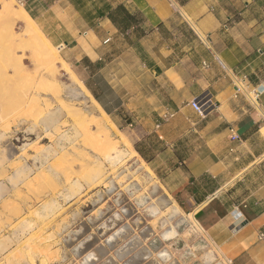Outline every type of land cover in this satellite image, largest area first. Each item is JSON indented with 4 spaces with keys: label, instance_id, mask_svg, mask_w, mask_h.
I'll return each mask as SVG.
<instances>
[{
    "label": "crops",
    "instance_id": "0c3cea01",
    "mask_svg": "<svg viewBox=\"0 0 264 264\" xmlns=\"http://www.w3.org/2000/svg\"><path fill=\"white\" fill-rule=\"evenodd\" d=\"M17 2L108 115L157 133L174 190L223 255L264 264V0ZM10 74L0 63V121L18 102L3 95Z\"/></svg>",
    "mask_w": 264,
    "mask_h": 264
},
{
    "label": "rangeland",
    "instance_id": "374dc122",
    "mask_svg": "<svg viewBox=\"0 0 264 264\" xmlns=\"http://www.w3.org/2000/svg\"><path fill=\"white\" fill-rule=\"evenodd\" d=\"M3 20L22 36V25L2 15L3 42L10 43L2 36ZM22 37L12 47L24 62L22 76L0 55V63L10 71L14 86V91L5 89L3 95L18 96L17 103L12 100L11 113L6 112L0 121V264H233L195 221L184 194L174 190L172 163L166 161L170 157H163L166 147L158 141L157 133L129 126L128 114L105 117L94 108L80 83H74L70 74L60 69V61L54 80L47 78L49 85L44 79L43 84L40 74L44 70L37 66L32 49L24 45L26 37ZM56 52L74 71L62 50L57 47ZM44 85L50 91L58 85L59 90L49 92ZM237 85L255 100L254 93L241 81ZM40 86L45 90L38 89ZM60 100L106 126L120 143L118 162L110 163L94 148L83 145L78 118L67 114L57 102ZM57 125H62L60 134L54 133ZM96 147L101 150L103 142ZM159 154L161 157H156ZM210 185L206 181V189Z\"/></svg>",
    "mask_w": 264,
    "mask_h": 264
},
{
    "label": "bare ground",
    "instance_id": "6f19581e",
    "mask_svg": "<svg viewBox=\"0 0 264 264\" xmlns=\"http://www.w3.org/2000/svg\"><path fill=\"white\" fill-rule=\"evenodd\" d=\"M0 2L2 3L1 5H2V9H3V12H1V17H2V15H3V17H4V15H6V16H8V17H10V19L12 20V21H14V22H18V23H20L21 25H22V32H23V34H22V36H25L24 38L25 39H23L24 41H25V46H26V44H27V46H28V48L30 47V50L32 49V53L31 54H33V57H34V59H35V62H36V64H37V66L38 65H40L41 66V69L42 70H44V73H41L40 74V78H41V81L43 82V84H44V79H45V81H47L48 79L47 78H49L50 79V77H52V79H53V76L58 72L57 70H56V63H57V61L59 62H61L62 63V67H60V69L61 68H63L64 69V71L65 72H67L68 74H70V77L72 78V80H73V82L74 83H76L77 85H79V83H80V85H81V87H82V89L84 90V92L86 93V95H88V97H90L91 98V100L94 102V108H96L98 111H100L105 117H109V115L105 112V110L103 109V107L102 106H100V104L91 96V94H90V92L86 89V87L83 85V83L77 78V76H76V74H75V72L74 71H72L70 68H69V66H68V64L66 63V61L65 60H63L57 53L58 52H56L57 51V47H55L52 43H51V41L48 39V37L43 33V31L41 30V28L39 27V25L36 23V21L34 20V18L30 15V13L27 11V9L25 8V7H23L22 5H20L18 2H17V0H0ZM0 8H1V6H0ZM2 9H0V10H2ZM3 13V14H2ZM1 22V21H0ZM2 36H5V37H7V41H10V43H6V41L5 42H3V40H1L0 39V55H3L2 57H4L5 58V60L7 61V63L6 64H8V66H9V68L10 69H12L14 72H16V71H21V76L23 75L22 73V71L23 70H26V68H25V66H24V62H23V60L21 59V57H17V55H16V53L14 52V44H15V42H17V39L19 40V39H22L23 37L21 36V35H16L15 34V32L13 31V27H11V25L9 24V23H7V21L6 20H3V23H2ZM17 26H18V24H17ZM18 27H16V29H17ZM14 29H15V27H14ZM19 31H20V29H19ZM1 33V32H0ZM3 38V37H2ZM5 40V39H4ZM7 45H6V44ZM24 43V42H23ZM18 46V45H17ZM13 47V48H12ZM18 48V47H17ZM22 49V48H21ZM17 50H19V49H17ZM30 54V55H31ZM19 56V55H18ZM32 56V55H31ZM33 59V60H34ZM34 62V63H35ZM30 63H31V61H30ZM36 66V67H37ZM39 66V67H40ZM39 69V68H38ZM40 69V70H41ZM39 70V71H40ZM38 71V70H37ZM57 71V72H56ZM17 73V72H16ZM27 73V72H26ZM16 75V74H15ZM27 75H29V73L27 74ZM18 76V75H17ZM16 76V77H17ZM20 75H19V79H21L20 77H21ZM26 75H24V77H25ZM30 75H29V78H27V79H29V80H31L30 79ZM36 77V76H35ZM55 77V76H54ZM25 79H26V77H25ZM51 80V79H50ZM49 80V81H50ZM54 80V79H53ZM52 80V81H53ZM26 81H28V80H26ZM40 81V82H41ZM35 82V81H34ZM48 82V81H47ZM51 82V81H50ZM26 83V82H25ZM49 83V82H48ZM47 84V83H46ZM54 84V83H53ZM49 85H50V83H49ZM56 85V84H55ZM53 86L55 89H53V90H55V92H58V91H56V90H59L58 88H57V86ZM30 86V85H29ZM37 86V85H36ZM45 87H46V85H44ZM31 87V86H30ZM26 88H28V86L26 87ZM37 87H35L34 89H36ZM40 88H43V90H45L44 89V87H39L38 89H40ZM29 89V88H28ZM27 89V90H28ZM48 89H49V87H48ZM47 89V87H46V90H48ZM51 89V88H50ZM50 89H49V92H53V90H51L50 91ZM31 90V89H30ZM42 90V89H41ZM30 92V94L32 93L31 91H29ZM28 92V93H29ZM39 92V91H38ZM43 92V91H42ZM42 92H40V93H42ZM45 92V91H44ZM46 93H47V91H46ZM34 94V93H33ZM35 94H36V92H35ZM52 94H54V96H55V93H52ZM51 94V95H52ZM33 97V96H32ZM58 97V96H57ZM33 99H35V98H33ZM45 100V99H44ZM38 102V101H37ZM57 102H59L60 103V106H61V108L65 111V112H67V114H70V115H73V117L74 116H76L77 118H78V122H77V124H80V126L81 127H79L80 129L79 130H81V133L82 134H84V136H83V139H82V143H83V145L86 147V146H88V148H94V152L96 153V154H98V155H100V156H103V157H106V159L108 160V161H110V163H116V161L118 162V160H120V158H121V156L119 155V153L117 152V151H119L120 150V148H119V142L118 141H115L114 140V138L111 136V133H110V131L107 129V128H105L103 125H99V123H100V121H99V119L98 118H94V117H92V118H87L86 116H84L82 113H80L79 111H76V110H74V108L73 107H71V105L70 104H67V103H65L64 101H57ZM30 103V106H31V102H29ZM47 103V102H46ZM49 103V102H48ZM37 105V104H36ZM34 106V105H33ZM53 106V105H52ZM45 107H46V105H45ZM32 108V107H31ZM37 108H38V106H37ZM51 108V107H50ZM21 109H23V108H21ZM42 109V108H41ZM95 109V110H96ZM40 110V109H39ZM78 110H79V108H78ZM20 111V110H19ZM27 111H28V108H27ZM30 111V110H29ZM29 113V112H28ZM41 113V112H40ZM23 115H24V113H23ZM31 115H32V113H31ZM30 115V116H31ZM29 116V115H28ZM23 117V116H22ZM37 116H35V118H36ZM72 117V116H71ZM19 118H20V116H19ZM28 118V117H27ZM26 119V118H25ZM32 119V118H31ZM107 121V120H106ZM5 123V122H4ZM67 123V122H66ZM112 123V122H111ZM6 125V124H5ZM60 125V124H59ZM62 125H63V123H62ZM62 125L61 126H56L55 128H54V133H56V134H60V132H61V129H62ZM4 126V125H3ZM77 126H79V125H77ZM2 127V126H1ZM114 127H115V125H114ZM4 129V128H3ZM6 129H8L7 127H6ZM6 129H4V131L6 130ZM8 132V131H7ZM76 133H79V132H76ZM51 138L52 137H54L55 135L54 134H52V133H47ZM47 136V135H46ZM50 138V139H51ZM54 139V138H53ZM52 139V140H53ZM124 140V139H123ZM100 141H102L103 142V147L101 148V150H100V148H97L96 147V145H98V143H100ZM81 143V144H82ZM124 143H125V141H124ZM102 144V143H101ZM89 145H90V147H89ZM95 145V146H94ZM128 145V144H127ZM33 147V146H32ZM34 148V147H33ZM74 149H76L75 147H73ZM91 148V149H92ZM129 149V148H128ZM78 152V151H77ZM84 152V151H83ZM136 152V151H135ZM66 153V152H65ZM63 155V154H62ZM61 154H60V156H61V158L63 159V156H62ZM85 155H88L87 154V152H85ZM65 157V156H64ZM86 157V156H85ZM68 159V158H67ZM65 160V159H64ZM74 160V159H73ZM56 161V160H55ZM65 162H68V161H65ZM64 162V163H65ZM71 162V161H70ZM56 163V162H55ZM58 164V163H57ZM67 164V163H66ZM62 165H63V163H62ZM82 165V164H81ZM87 165V164H86ZM52 166V165H51ZM67 166V169H68V165H66ZM9 168H11V167H9ZM65 168V167H64ZM83 168V167H82ZM87 168V167H86ZM85 169V168H84ZM83 169V170H84ZM61 170V169H60ZM42 171V170H41ZM2 172V171H1ZM0 172V173H1ZM8 172V171H7ZM69 172H71V171H69ZM69 172H68V174H69ZM75 172V171H74ZM80 172V171H79ZM82 172V171H81ZM42 175V174H41ZM67 175V174H66ZM71 175V174H70ZM74 175V174H73ZM76 175V174H75ZM5 176V175H4ZM43 176V175H42ZM68 177L66 178L67 179V181L69 182V181H71L72 180V177L70 176L69 177V175H67ZM2 177V176H1ZM36 177H38L37 175H36ZM35 178V177H34ZM41 179H44V177L43 178H41ZM35 180V179H34ZM37 180V179H36ZM29 181V180H28ZM47 181H48V179H47ZM30 182V181H29ZM34 182V181H33ZM42 182H43V180H42ZM36 183H38V182H36ZM35 183V184H36ZM44 183H47L46 181L44 182ZM78 183V182H77ZM34 184V183H33ZM40 184H42V183H40ZM40 184H38V185H40ZM48 184V183H47ZM47 184H45V185H43V186H47ZM76 184V183H75ZM79 184V183H78ZM54 186H56V185H54ZM25 187V186H24ZM32 187V186H31ZM48 187V186H47ZM53 187V186H52ZM36 188V187H35ZM40 188H44V187H41L40 186ZM30 189V188H29ZM32 189V188H31ZM33 189H34V187H33ZM59 189V188H58ZM38 190V192H39V190L40 189H37ZM43 190V189H42ZM53 190V189H52ZM33 192V191H32ZM37 192V191H36ZM45 192V191H44ZM55 192V191H54ZM16 193H18V192H16ZM31 193V192H30ZM38 194V193H37ZM39 194H41V193H39ZM17 195V194H16ZM42 195H43V193H42ZM39 197V196H38ZM13 199V198H12ZM38 200H40V199H38ZM6 202V201H5ZM9 202V201H8ZM7 202V203H8ZM14 202V201H13ZM47 202V201H46ZM16 203V202H15ZM20 203V202H19ZM12 204H14V203H12ZM5 205H6V203H5ZM17 205V204H16ZM10 206V205H9ZM12 207V206H11ZM176 208V207H175ZM13 209H15V208H13ZM172 209V208H171ZM172 210H174L175 211V209H172ZM172 210H170V211H172ZM17 211V210H16ZM15 212V211H14ZM12 213V212H11ZM16 214H18V213H16ZM40 214V213H39ZM1 215V214H0ZM173 215V214H172ZM176 215V214H175ZM32 216V215H31ZM190 218H193V216L191 217V214H190V216H189ZM40 219V218H39ZM42 219V218H41ZM45 219V218H44ZM43 219V220H44ZM9 220V219H8ZM185 220V219H184ZM4 221H5V218H4ZM183 222V221H182ZM4 223V222H3ZM45 223V222H44ZM181 223V222H180ZM9 230V229H8ZM165 232L166 231H164V234H165ZM169 233V232H168ZM43 234V233H42ZM167 234V233H166ZM174 234V233H173ZM36 235V234H35ZM165 236V235H164ZM169 236V235H168ZM173 236V235H172ZM42 238H43V236H42ZM165 238V237H164ZM168 238V237H167ZM37 239V238H36ZM35 239V240H36ZM34 240V239H33ZM50 240V239H49ZM48 240V241H49ZM40 241V240H39ZM38 241V242H39ZM41 242V241H40ZM40 242H39V244H40ZM43 242H44V240H43ZM30 243V242H29ZM35 244V243H34ZM45 245V244H44ZM34 246V245H33ZM41 246V245H40ZM52 246V245H51ZM40 248V247H39ZM44 248H46V247H44ZM41 249V248H40ZM37 250V249H36ZM44 250V249H43ZM15 251V250H14ZM34 251V250H33ZM38 251V250H37ZM43 253V252H42ZM51 253H53V252H51ZM11 254H12V252H11ZM40 254V253H39ZM57 254V253H56ZM15 254H12V256H14ZM46 255V254H45ZM47 257V256H46ZM58 257V256H57ZM48 258H50V257H48ZM54 258H56V257H54ZM8 259V258H7ZM31 260H32V258H31ZM44 260V259H43ZM44 263H45V261H44Z\"/></svg>",
    "mask_w": 264,
    "mask_h": 264
},
{
    "label": "built area",
    "instance_id": "2783aa9c",
    "mask_svg": "<svg viewBox=\"0 0 264 264\" xmlns=\"http://www.w3.org/2000/svg\"><path fill=\"white\" fill-rule=\"evenodd\" d=\"M237 88L239 89L240 87ZM191 105L201 116H205L215 106L209 98L194 99ZM172 116L173 114H165L160 117V120L156 123V127L159 128L162 122L168 121ZM260 237L263 238L264 234H261Z\"/></svg>",
    "mask_w": 264,
    "mask_h": 264
},
{
    "label": "trees",
    "instance_id": "16d2710c",
    "mask_svg": "<svg viewBox=\"0 0 264 264\" xmlns=\"http://www.w3.org/2000/svg\"><path fill=\"white\" fill-rule=\"evenodd\" d=\"M138 152L142 155V153L138 150Z\"/></svg>",
    "mask_w": 264,
    "mask_h": 264
}]
</instances>
